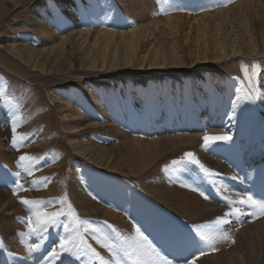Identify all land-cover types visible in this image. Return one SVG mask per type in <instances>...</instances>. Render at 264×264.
<instances>
[{"label": "bare ground", "instance_id": "obj_1", "mask_svg": "<svg viewBox=\"0 0 264 264\" xmlns=\"http://www.w3.org/2000/svg\"><path fill=\"white\" fill-rule=\"evenodd\" d=\"M25 1L15 0L14 3L19 5ZM81 1L80 8L77 6L80 13H78L76 7H73V3L77 2V0H61L57 3L49 0L46 6H35L34 13L30 14V17L27 15L33 22V33L28 35L22 33L23 31L20 30L19 38L14 35L11 44L7 45L8 51H6L7 47L3 48L0 46V66L25 78H28L29 75H40L36 68H39L40 71L60 73V68L57 65V63H60L58 61L60 60L59 58L64 55L65 59L69 60L65 69H72L76 63L69 58L76 51L81 56L79 62L81 67L91 70H112L116 69V66L126 65L131 67V69H128L129 71L142 70L143 67H160L158 70L171 72H176L177 70L178 72L179 69L188 68L189 66L207 64L219 66L225 63V61L231 62L232 66H227L228 69L235 70L242 83L237 77H232L230 80L212 79V81L199 79L201 81L198 83V86L201 87V92L199 96H190L191 98L185 97L180 91L181 88H175L176 90L173 91L172 95H169L167 102L168 105L175 104L172 105L173 110L171 112L165 107L164 95L161 97L162 92L164 94L168 89L160 82L151 86L147 92L139 88L135 89L136 91L133 90L135 94L128 95V92L124 91L126 88L123 84L124 87L122 88L121 82L111 81L112 87H115L114 90H116L113 95V101H111V98L105 96L104 92L101 93L98 91L99 89L96 90L91 84L92 81L90 80L94 75L71 76L67 74L69 71L61 72L66 74L61 75L65 79L62 82L71 83L74 82L72 80H77L78 78L85 80L89 90L88 94L91 99L93 97L95 104H97L99 114H105L101 117L102 122L93 121L98 115L92 114V106L85 103L78 92H74L73 96L71 95L70 98L68 97L65 100L62 91L55 90L56 95L54 97L59 101L58 109L66 120L64 128L69 130L67 131L70 136L69 145L77 153H81L82 155L80 156L95 166L98 171L103 170L116 176H122L124 179H129L132 175H140L143 178L146 173H150L149 171L152 168L162 164L163 160H167L169 157L182 156L184 163H181V168L179 166L175 167L176 164H173V166L169 165L172 170L171 174L168 172L163 174L161 168H157V173L150 174L151 176L147 174L151 182L149 184L144 183L143 188L141 187L142 191L149 192L158 199L161 198L163 200V198H166L167 204L163 205L170 208L173 207L172 210L169 209L171 212L179 213L180 215L183 213L184 217L186 216L193 221L206 222L207 220H212L215 222L219 218L218 216L222 214L221 216L229 225L233 222H238V224L244 223L245 221L238 217H244L246 214L237 216L231 214L232 210L240 209L238 205L240 200L251 196L247 187L249 180L256 178L254 179L256 181L259 175L264 173V82L260 83L258 78H255L253 67V58L264 57L263 21H261L263 23L261 24V28L263 29L260 28L262 30L260 31V33L262 32L261 36L259 35L260 38L256 35L259 39L258 41L255 36L256 33L252 31L255 28H250V26L252 27L251 21L247 20L246 23H243L245 28L243 27L242 33L235 30L234 32H230L223 25V20L229 17L225 13V9H229V7H217V11L215 7L225 4V0H216L211 4V0H208L207 6L202 7L199 10L200 13H197L199 15L192 14L196 10L192 12L191 9L189 15L184 11L176 9L172 1L170 2L171 5L164 11L165 13H161L162 8L150 3L148 0H133L134 8L130 11L125 6L127 0ZM254 1L257 2V0H247V4L251 5ZM258 1L261 2L262 0ZM1 2L9 4L8 0H1ZM67 7H69L70 11L64 10ZM256 7L257 5L254 6V8ZM6 12L3 8L0 9V14L5 15ZM254 12L253 14H255ZM234 13L235 16H238L239 10H235ZM89 14L91 17H89ZM243 14L241 15L243 16ZM68 17L72 18L67 21ZM138 17L142 21L147 20V23L137 26V22L134 19ZM244 18L247 19V17ZM256 19L259 21L258 18ZM76 20L81 24V28L78 24V29L74 28L71 33L64 34L65 28L68 29V26H71ZM239 21L241 23V20ZM213 22L216 23L215 27L214 25L210 26ZM229 22L230 20L226 24L231 25ZM85 23L89 27L84 26L86 25ZM124 24L127 26H125L126 29L123 27ZM243 24H240V26H243ZM128 27L130 28L127 29ZM238 29L241 30L242 28L238 27ZM195 32L196 34H194ZM37 38V42L33 40ZM18 41H21L26 46L32 44L31 47H34L39 43L43 47L39 52L33 50L27 52L17 48ZM189 50V57L192 58V61L187 62L184 55ZM45 53H47L46 57L51 59L48 65L46 61L38 63L35 61L36 59H33L34 55L38 58V56H42ZM51 54L52 57L50 58ZM240 55L249 58L248 71L245 74H243L244 71L238 62L237 56ZM64 64H62L63 67ZM107 74L109 73H100L98 77L102 76V78H105L104 75ZM147 81L150 82L148 79ZM5 82L0 77V162L3 161L11 169H9L10 172H6V168L2 167L3 164L1 163L2 166L0 165V178H2L3 184L6 185L4 187L0 183V242H3V244H0V264H95V262L100 264L99 260L92 258L91 253L86 247L87 245L96 249L105 259L110 260L111 254L100 243H97L96 237H99L101 240L111 241L118 248L132 243L136 235V229H139L141 232L142 229L148 226L143 224L140 221L141 218H139L141 216L140 212L142 210L140 209L142 204L146 205L141 203L142 195L139 194L138 198H136L135 194L131 195V193L127 192L123 195V201L125 202L116 207L114 203L118 202V200H115L107 189L110 186V182L102 180L99 175L92 174L83 169V173L81 171L76 172V175L80 177L82 174L85 182L89 183L90 190L88 189L87 191L90 193L88 194L85 191V184L82 182L81 177L76 178L75 188L70 192L73 197L72 214L68 216V220L64 219V223L68 227L65 228L59 222L60 225L50 226L46 230L41 231L38 229L32 231L35 228V223L30 224L29 217L32 216L35 206L23 204L21 202L22 198L33 200L32 198L38 197L34 196L33 183L31 189L29 184L36 180L35 177L41 175V171L57 172L58 177L51 180L45 192L52 196L56 195L63 188L60 182L63 162L62 159H58L59 156L56 159H52L51 163H47L46 161L38 162L34 157H29L30 159H26L25 161L20 160V157L27 150L26 148H21V142L27 138L23 134V129H20L22 128L20 117L16 113H13L14 110L17 111L16 101L14 98L5 96L7 91ZM156 92L157 96L155 99L151 93L155 94ZM101 100H110V102L105 105ZM105 106L111 107L112 111L106 112L104 110ZM112 113L117 116V119L114 117L111 119L112 122H107V118H110L109 116H112ZM158 116L162 117L163 121L157 120ZM126 120L127 122H125ZM83 122H87L85 126H83ZM92 125L94 127L91 132L85 133L87 127ZM161 128L172 129L175 134L167 137H145V135L157 134L156 132ZM201 128H203V132L200 131ZM46 129L47 127L45 126L42 130L41 140H36V142L42 144L38 149H44L50 143L48 140L44 141L43 133ZM111 130L124 132L123 136L125 137L129 135V140L118 146L119 149L120 147H125L124 149L127 150V153L129 150L130 157L133 156V151H138L137 153L141 155V157L139 156L141 160L138 164L134 163L137 159L135 160L134 158L135 161L131 162L127 158L129 156H127L125 158L128 160H123L124 157L121 159L119 153L116 151L98 147L100 141H97V144L93 141V138L101 139L99 137L102 136L100 131L110 132ZM205 133L209 135L227 134L231 136V139L217 140L210 147L205 148L202 147L204 143L202 137ZM82 138L87 143H84ZM235 139H240V144H238L240 148L245 149L246 159H248L245 167H239V155L234 152L230 154L231 163L238 165L239 170L237 169V171H241L242 177L245 179V182L241 183V185H237L238 183L236 184V182H234L235 184L230 182L237 191L231 190L230 185V187L225 185L226 181L224 182L223 179H217V177H221L224 174H228V176L234 175V172L221 161L222 159L218 158V153L220 154L221 145ZM5 140L9 142L10 145L7 142V146H10V149L4 148ZM131 142L136 144L137 148L134 147L131 150L133 145ZM201 151L203 152L202 159L200 158ZM188 152L194 153L193 159L198 162H189L188 158L185 157V153ZM120 156L122 157L123 154ZM31 159L32 161H29ZM126 161H129L130 164ZM248 163L251 165V170ZM187 164L191 167L186 166ZM46 165L47 167L41 170ZM202 165H205L207 168L205 170L210 173V182L212 184L219 183L218 188L221 195H225L224 192L227 190L230 191L227 193L229 195H227V199L233 202L232 206L228 208L225 206L214 208L213 205L215 203L206 196L201 195V192L196 187L197 183L194 181L198 176L194 175V173H198L199 171L197 172L195 168H203ZM81 166L83 165L81 164ZM183 171L192 173L184 176ZM23 177L26 178L25 181L21 180ZM19 178L21 179L19 180ZM16 180L20 181V183L18 182L20 186L22 184L28 185V187L26 186L28 190L22 191L21 189L18 190L20 187H16L17 189L10 187L11 183H16ZM8 189L15 190L14 192L12 190L10 193ZM97 190L100 192L99 195L95 194ZM102 194H104L106 201L102 199ZM171 201L174 204L170 203ZM61 202L55 200L53 204L47 205L40 203V207L44 211L60 212L62 208H60ZM107 202L108 205H106ZM247 206L250 207L249 205ZM252 212L250 208V214ZM73 215L79 217V225L73 222ZM263 217L259 219L258 224H264ZM137 218L140 220H136ZM180 222H177V225L183 226L182 221ZM148 223L150 226V222ZM214 224L217 225L216 223ZM220 230L222 229L218 227L212 228V231L215 232V234L213 232V235L220 233ZM116 234L117 237H115ZM227 234L231 238L233 233L229 231ZM62 240L71 241L68 245L69 247H72L73 244L77 247L73 248L72 252H62L60 251ZM225 241L229 240L217 239L218 248L215 249L218 251L215 254L211 253L212 255L210 254L207 257H200V259H203L204 263H210L209 260L211 259L214 262H217L219 259L225 260V262L226 260H233L229 255L227 256V251L224 249V244L227 245ZM164 244L163 246L165 247ZM176 245L178 244L176 243ZM179 246L181 248V245ZM169 250H173L172 252L169 251L172 255L178 253L175 242L171 244V249ZM224 257L227 258L223 259ZM238 257L236 256V259L233 261H237ZM196 262L195 260L194 264ZM214 262H211V264H216Z\"/></svg>", "mask_w": 264, "mask_h": 264}, {"label": "rangeland", "instance_id": "obj_2", "mask_svg": "<svg viewBox=\"0 0 264 264\" xmlns=\"http://www.w3.org/2000/svg\"><path fill=\"white\" fill-rule=\"evenodd\" d=\"M8 1H9V4H5V3H2L0 0V9L3 8L4 11H7L5 13V15L0 14V46H2L3 48H5V47H7V45L11 44V41H12L14 35H16L17 38H19L18 35L20 34V30L23 31V32L21 31L22 33H24V34L26 33L28 35L33 33L32 27L34 25H33V22L30 20L29 17L34 13L35 6H38V7L44 6V5L46 6L47 1H49V0H26L25 2H23L19 5L14 3L15 0H8ZM51 1H53L54 3L55 2L57 3V2H60L61 0H51ZM63 1H66V0H63ZM148 1L152 4H156L157 6L161 7L162 8L161 13H165L164 11L171 5L170 2L172 1V2H174V4H175L174 7L176 9H179L180 11H184L185 13L190 15L191 9H192V12L196 10L192 14L200 13L199 10L202 9V7L207 6L206 4H207L208 0H148ZM203 1H205V2L203 3ZM214 1H216V0H213V1L211 0L210 4ZM221 1H223V0H221ZM81 2H82L81 0H77V2L73 3V7L77 8V6H78L80 8ZM257 2L254 1L253 2L254 4L252 3L251 5H249V4H247V0H230V2H229V0H225V4L217 5L215 7V10L216 11L218 10L217 7L218 8H226V6L229 7V9H225V11H226L225 13L229 17L225 18L223 20L224 22L222 21L224 24L223 23L222 24L226 28H228V30L230 32H232V31L234 32V30H235L237 32L241 31L240 33H242L243 27L245 28L243 23H246L248 20L249 22L251 21V24H252V27L250 26V28H252V29L255 28V30H256V31L254 29L252 30L254 33H256L255 36L258 35V37H259V35L261 36V33H262V32L260 33V31H262V30H260V28L262 27L261 24L264 23V15H263L264 14V0H262L261 2L257 0ZM256 5H257V7L254 8V6H256ZM125 6L129 11L131 9H133L134 8L133 0H127ZM64 10L70 11L69 7L65 8ZM76 10H78V13H80L78 8ZM235 10H239V15L238 16L236 15L237 18L234 15ZM254 10H257V11L254 12ZM205 11H207V9H205ZM250 11H253L255 14H253V12H250ZM240 13L241 14L244 13L243 16ZM245 13H246V15H245ZM250 14H251V16H249ZM252 14H253V16H252ZM197 15H199V14H197ZM79 17H81V16H79ZM89 17H91L90 14H89ZM244 17H247V19ZM70 18H72V17H68L67 21H69ZM256 18H258L259 21ZM260 18H262L263 20ZM108 19H110V18H108ZM226 19L228 21L230 20L229 23L232 26L227 25L228 21L226 22ZM231 19H233V20H231ZM234 19H237V20H234ZM238 19L241 20V23ZM242 20H243V22H242ZM134 21L137 22L136 23L137 26H140L142 24L147 23V20L142 21V19L139 17L135 18ZM261 21H263V23H261ZM213 23H211L212 25H210V24L209 25L210 26L214 25V27H215L216 23H214V24ZM78 24L79 23L76 20L75 23H73L71 26H68V29L65 28L64 34L71 33L74 30V28L78 29L79 28ZM85 24L86 25H84V26H87V23H85ZM234 24H235V26H234ZM240 24H243V26H240ZM79 25L81 28V24H79ZM187 25H189V24H187ZM236 25H237V27H236ZM125 26H126V24H124V26H123L126 29L127 26L126 27ZM87 27H89V25ZM187 27H189V26H187ZM238 27L239 28L241 27L242 29L240 30V29H238ZM129 28L130 27H128L127 29H129ZM258 28H259V30H258ZM212 29H214V28H212ZM261 29H263V28H261ZM194 34H196V32ZM258 37L256 36L257 39H258ZM33 40L37 42L38 38L33 39ZM258 41H259V39H258ZM31 46H32V44L29 46H26V45H23L21 43V41L17 42V48L19 50L22 49V50L27 51V52H30L31 50H33L35 52H39V50L43 47L39 43L36 44V46H34V47H31ZM67 46H68V48H70L69 45H67ZM6 51H8V47L6 48ZM77 52L78 51H76L75 53H72V55H71L72 57L69 58V59L75 61V63H76V65L74 64L75 67L72 69H70V68L65 69L66 64L69 60H67V58L65 59L64 55H62L59 58L60 60H58V61L60 63H57L58 61L56 63L58 65V67L60 68V73L40 71L39 68H36L37 72H39L40 75L34 74V75H29L28 78H25V77H22L21 75L10 72V71H8V70H6L0 66V77L6 81L5 85H6L7 91H6L5 96L7 95L10 98H14V100L16 101L17 111L14 110L13 113H16V115L20 117V120H21L20 124L22 127L20 129H23V132H24L23 134L26 135V138H27L21 142V148L27 149L26 152L23 154V156L30 157V158L34 157L38 160V162L46 161L47 163H51L52 159H56V157L59 156L58 159L59 160L62 159V162H63L62 172L60 173V176H61L60 182H61V186L63 188L61 187L62 189L59 192H57L56 195L52 196L51 194H48V193L46 194L45 192L48 188L49 183L51 182V180L56 179L58 176H57V172H55V171H41L40 172L41 175H39L38 177H35V179H36L35 181H37V182L34 181V182H31L29 184V187L31 189L32 183H33V188H34V193H35V195L34 194L33 195L38 196V197L31 196V197L35 198V199L34 198H32V199L39 201V202L41 201L40 203L45 204V205L53 204L55 202V200L56 201L58 200L60 202L62 201L60 203V208L62 207L60 212L62 213V215L59 217V222L62 226L65 225L64 219H67L68 216L72 214V212L69 209V204L71 205V210H72V204H73L72 199H73V197L71 196L70 192H72V190L75 188V179L81 177L82 182L85 184V186H84L85 187L84 189H86L85 191H87L89 189V183L85 182V178L83 179L82 174L80 175V177H77V175H76V172L77 173L80 171L82 172V170L84 169L85 171H88L92 174L99 175V177L102 180H108L110 182V186L107 189H108V192L111 194V196H113L115 200H118V202L114 203L116 207L119 206V204H123L125 202V201H123L124 200L123 195H125L127 192L131 193V195L135 194L134 196L135 197L137 196L136 198H138L139 194L142 195L141 203H144L146 205L142 204V206H141L140 210H142V211L140 212L141 216H139V218H141V220L139 218H137L136 220H138V221L140 220L143 222V224H146V226L147 225L148 226H147V228L142 229L141 232L144 234V236H146L148 238L149 241H151V243L153 245H155L157 248H159L161 250V252L165 256H167V258L169 260H171L173 262V264H194L195 260L197 261L195 264H205V263L211 264V262H214L211 259V260H209L210 263L209 262L204 263L203 259H200V257H204V256L207 257L211 253L215 254V252H217L218 250L216 249L215 251H213L211 249V247H208L207 242L201 240L197 233L199 231H203L206 233L213 234L214 231H212V228H215V227L222 229V230H220L221 232L229 233V231H231L233 233L231 236L232 239L229 238V239H227L229 241H225V243H227V245L224 244V249L227 251V256L229 255L231 259L234 260V259H236V256H239V257H238L237 261L226 260V262H225V260L223 261V260L219 259L217 262H214V263L219 264V263H221V261H223L221 264H236V263L237 264H264V224H258L259 219L260 218L262 219L263 215H259L257 213L258 217H254L253 215L250 214V208L252 209L253 212L255 210L250 205H249L250 207H248L247 204L239 203L238 205H239V208L241 209V212L246 214V216H244V217H241V216L238 217L239 219H243V221H245L242 224H238V222H233L232 224L229 225L228 222L225 221L224 218L221 216L222 214L219 215L218 217L222 218L225 222L222 224H219V225L218 224L215 225L214 221H212V220H207L206 222H204V221H193V220L188 219L186 216L184 217L183 213H181V215H180L179 213L171 212L170 210H172L173 207L170 208V207H166L165 205H163V204H167L166 198H163V200L161 198L158 199V198L154 197L153 195H151V193L146 192V191H142L141 187L143 188L144 183L149 184L151 182L149 180V175L153 174V173H157L156 172L157 168H161L163 170V171H161L163 174L165 172H168L169 174H171L172 170L169 167V165L173 166V164H176L175 167L179 166L181 168V166H182L181 163H184L182 156H176L175 158L169 157V159L163 160L162 164L158 165L157 167L152 168L149 171L150 173H146L143 176V178L140 175H136V176L132 175L129 177V179H124L122 176H116L115 174H110L109 172H105L103 170L98 171V169L95 166H93L88 161L84 160L82 156H80V155H82L81 153H77L69 145L68 141H69L70 136L68 135V132H67L69 130H66L64 128V126L66 125V120L62 116V112L58 109L59 108L58 107L59 101L57 99H55V97H54V95H56L55 90L62 91L63 97L65 98V100H67L68 97L70 98L71 95L73 96L74 92H78L80 97L82 98V100H84L85 103H88L90 106H92V108H91V110H93L92 114H94L95 116L98 115L97 118L93 121L94 122H102L101 117L104 116L105 114L104 115L99 114L97 104H95L93 97L91 99V97L88 94L89 90H88V86H87V83L85 82V80H83L82 78H80V79L78 78L77 80H72L74 82H71V83L62 82V81H65V79H63V77L61 75H66V74L61 73V72L69 71V72H67V74H69L71 76H73V75H94V77L90 80V81H92L91 84L95 87L96 90L99 89L98 91H100L101 93L104 92L105 96H108L109 98H111V101H113V95L115 94L114 92H116V90H114L115 87H112L113 84L111 83V81L121 82L122 88L125 86L126 89L124 91L128 92V95L135 94V91H136L135 89H139V88L147 92V91H149V88L151 86L160 82V83H163L162 85L165 88L167 87V89H168L164 94L162 92L161 97H163V95H164L165 107L168 108L169 112H171L173 110L172 105H175V104L172 103L171 105H168L167 102L169 100V98H168L169 95H172L173 91L176 90L175 88H181L180 91L182 92V94L185 95V97H190V96L192 97V96H197V95L199 96V93L201 92V87L198 86V83L201 81L199 79H203L204 81H208V80L212 81V79L230 80L232 77H237L238 79H240V77L237 75L235 70H232V69L229 70L228 69L227 66H232L231 62L225 61V63H222L219 66H210L209 64L189 66L188 68L179 69L178 72H177V70H176V72H171V71H167V70H165V71L158 70V69H160V67H143L142 70L129 71L128 69H131V67H128L126 65L116 66V69H112V70H107V69L106 70H101V69L91 70L88 68L86 69V68L81 67V65L79 63L81 60V56ZM68 53H70V51H68ZM46 54L47 53L43 54L42 56H38V58H36L34 55L35 58L33 57V59L34 60L36 59L35 61L38 63H43L46 61V64L48 65L51 59H49V57H46ZM52 54H51L50 58L52 57ZM189 54H190V50L186 51V54L184 55L186 57V59H185V57H184V59L187 62L192 61V58L189 57ZM12 55H14V54H12ZM237 57H238V62L244 71L243 74H245L246 71H248L247 67H248V63H249V58L244 57L242 55L237 56ZM61 62H64V63L66 62V63L64 64ZM235 63H236V61H235ZM253 63L255 64V65L253 64V67L255 70V75H254L255 78L256 79L258 78L260 83L264 82L263 81L264 80V57L263 58L262 57L261 58L260 57L253 58ZM62 64H64V67ZM207 66L212 67V68H208ZM117 67H119V68H117ZM205 67H207V68H205ZM127 71H129V72H127ZM105 72L109 73L107 75H104L105 78H102V76L98 77V75L100 73H105ZM112 72H115V73H112ZM95 76H97V77H95ZM257 76H259V77H257ZM147 79L150 80V82H148ZM240 81H241V79H240ZM147 82H148V84H147ZM213 83H214V81H213ZM241 83H242V81H241ZM133 90H135V91H133ZM168 91L170 92V94ZM94 93H95V91H94ZM151 94L156 99L157 92L155 94L154 93H151ZM80 97H79V100H80ZM188 100H186V101H188ZM105 101L106 100H101V102H104L105 105L110 102V100H107L106 102ZM104 110H106V112H110V111H112V108L105 106ZM113 111H114V109H113ZM112 114H113L112 116H109L110 118H107V122H112L111 119L114 117H116V119H117V116L114 113H112ZM157 120H159L160 122L163 121L162 117H159V116L157 117ZM125 122H127V120ZM33 123H34V125H32ZM86 123L87 122H83V126H85ZM45 126L47 127V129L43 133L44 141L48 140V141H50V143L44 149H38V147H40L42 144H39V142H36V140L37 139L41 140L42 130L44 129ZM93 127H94V125L87 127V131L85 133L91 132ZM93 131H97V130H93ZM200 131L203 132L204 131L203 128H201ZM98 132H99V130H98ZM156 133L157 134H155V135H145V137H148V136L167 137L169 135L175 134L174 130H172V129L169 130V128L168 129L161 128ZM100 134H102V136H99V137H101V139L93 138V141L96 142V144L98 143L97 141H100L98 143L99 144L98 147H101L104 149H111L112 151H116L117 153H119V157L121 159H123V157H124L123 160L129 159L131 162H134L137 159L136 162H134V163L138 164L140 162L141 159H139V158L141 157V155H139V153H137L138 152L137 150H136L137 152L133 151V156H136L137 157L136 158L133 156L130 157L129 150L127 153L126 152L127 150L124 149L125 147H120V149H119L118 145L126 143L129 140V138H128L129 135H127V137H125V136H123L124 132L121 133L119 130H117V131L111 130L110 132L100 131ZM82 141L84 143H87V141H85L84 138H82ZM7 142H8L7 140L4 141V143H5L4 148L10 149V146L9 147L7 146ZM239 142H240V139H235L234 141L231 140V142L227 141L226 143L221 145L222 148L220 147V154L218 153V158L222 159L221 161H223L224 164L227 165L234 172V175L228 176V174H224L221 177H217V179H221V180L223 179L224 182L226 181L224 184L227 185L228 187L231 186L230 187L231 190L234 189L235 191H237V189L232 186V184L234 182H236V184L238 183L237 185H241V183L243 184L245 182V179L242 177L241 171L238 172L237 169L239 167H242V166L245 167L247 163H244V162H245V160H248V159H246L247 156H246L245 149L240 148ZM131 143L133 144V142H131ZM8 144H9V142H8ZM133 145H132L131 150H133L134 147L137 148L136 144H133ZM235 145H237V146H235ZM27 146H29V147H27ZM228 148H229V150H228ZM225 149H227V150H225ZM120 151H121V154H120ZM224 151H226L229 154V157H228V154ZM237 151H241V152H237ZM231 152H232V154L234 152L235 154L239 155V167H238V165L231 163V160H232V159H230ZM242 152H243V155H242ZM201 153L202 154H200V158L202 159L203 152L201 151ZM122 154H123V156L121 157L120 155H122ZM127 156H129V157H127ZM125 157H127L128 159ZM134 158H135V160H134ZM29 161H32V159ZM46 162H45V164H46ZM126 162H129V161H126ZM1 163L3 164V166ZM81 164L83 166H81ZM128 164H130V162ZM0 165L2 167L6 168V172H10L9 169H11V168L7 164H4L3 161L0 162ZM186 166H190V165L187 164ZM196 166H198V165L196 164ZM46 167H47V165L44 168H41V170L45 169ZM199 168L200 167H196L195 169L197 170V172L198 171L199 172L194 173V175L196 174V176L199 177V178L198 177L196 178L197 180L194 179V181L197 183L196 184L194 182L196 184V187L198 188V190L201 193H203V195L206 196L209 200H211L212 202L215 203V205H213L214 208L219 207V206L220 207L225 206L226 208H228L229 206H232L233 203H230L229 200L227 199L228 198L227 193L230 191L227 190L224 192L225 195H221L219 192V188H218L219 183L216 182L215 184L214 183L212 184L210 182V180H211V178L209 176L210 173H208V171H206L207 168L205 167V165L203 166V168H200V169ZM233 169H235V170H233ZM191 173L192 172L186 173L185 171H183L184 176H186L187 174H191ZM235 173H236V175H235ZM147 174H149V175H147ZM235 176H236V178H235ZM158 177H159V175H158ZM1 179L2 178H0V180ZM20 179L21 178H19V180ZM25 179L26 178L23 177L21 180L25 181ZM18 182L20 183V181L16 180V183L14 182L15 185H14V183H11L10 187L16 188L19 185ZM0 183L4 187L6 186L3 184V180H1ZM45 184H46V186H45ZM162 184H163V182H162ZM21 186L22 187H20L18 190H20V189L22 191L28 190V188H27L28 185L22 184ZM12 190L13 189H8V191L10 193L12 192ZM14 190H13V192H14ZM246 191H247V187H246ZM87 193L89 194L90 192L87 191ZM96 193L98 195L100 194V192L98 190H97V192H95V194ZM12 194H14V193H12ZM102 199L104 201H106L104 194H102ZM170 203H172V201ZM153 204H154V206H153ZM172 204H174V203H172ZM106 205H108V202ZM143 210H144V212H143ZM119 211H121V209H119ZM251 217H253V218L251 219ZM219 218H217V219H219ZM231 218H233V217H231ZM84 219H85V217H84ZM180 221H182L183 226L182 225L178 226L180 224L177 225V222H180ZM209 221H211V222H209ZM59 222L57 223L58 225H60ZM148 222H150V226H149ZM172 222H174L176 224H174ZM171 223H172V225H171ZM173 224L175 227L173 226ZM162 225H164V227H162ZM158 226H161V227H158ZM172 232H173V234H172ZM182 232H183V234H182ZM214 234H215V232H214ZM166 235H168L170 237H168ZM184 236H186V237H184ZM115 237H117V234L115 235ZM229 237H230V235H229ZM182 238H184V239H182ZM179 239H181V240H179ZM179 241H181V242H179ZM174 242H175L176 250L177 249L179 250V251L177 250L178 255L176 253H174L175 255H172L171 253H169V251H171V252L173 251V250H169V249H171V244ZM229 242H231V243H229ZM168 243L169 244L171 243V244L169 245ZM176 243L178 245H176ZM180 243H182V244H180ZM0 244H3V242H0ZM163 244L165 245V247L163 246ZM179 245H181V248H179L180 247ZM217 246L218 245L215 242L213 247L218 248ZM167 248H169V249H167ZM201 252H204L205 254L201 255ZM176 255H177V257H176ZM173 256H175L176 258ZM226 258L227 257H224L223 259H226ZM95 264H98V262H95ZM124 264H132V261L125 260Z\"/></svg>", "mask_w": 264, "mask_h": 264}, {"label": "snow or ice", "instance_id": "obj_3", "mask_svg": "<svg viewBox=\"0 0 264 264\" xmlns=\"http://www.w3.org/2000/svg\"><path fill=\"white\" fill-rule=\"evenodd\" d=\"M230 2V0H229ZM243 70V69H242ZM204 143L202 147L208 148L210 145L217 140H230L231 136L227 134L222 135H209L205 133L202 137ZM194 153L188 152L185 153V157L188 158L189 162H198L195 161ZM26 159H30L26 156H21L20 160L25 161ZM175 163V162H174ZM31 175V173H29ZM46 186V184H45ZM17 187H22L18 185ZM203 195V193H201ZM25 205H33L35 206V210L32 212V216L29 217V223H35V228L32 231L36 230H46L50 226H55L59 222V217L62 215L61 212L58 211H44L40 207V202L36 200H28L26 198H22L21 201ZM233 203L232 201H229ZM240 203L250 205L254 210L251 215L254 217L257 215H264V200H256L252 196H248L247 198H242ZM69 209L71 211V205L69 204ZM232 214L234 215H244L245 213L241 212L240 209H233ZM227 215V214H226ZM73 222L79 225V217L73 215ZM225 221L222 218L217 219L214 223L222 224ZM65 228L68 227L67 224L64 225ZM201 240L206 241L208 246L211 247L213 251H215V247L213 245L217 241V239H229V235L224 232H220L216 235L206 233L203 231H199L197 233ZM97 243H100L102 247L107 249V251L111 254V259H105V257L101 256L96 249L92 248L90 245H87L88 251L91 253L92 258L100 261V264H124L125 260L132 261V264H173L171 260L165 256L159 248L151 243L146 236L139 229H136V235L132 243L127 244L126 246H120L118 248L117 245L108 240H101L99 237H96ZM83 243V241H81ZM69 243L71 241L62 240L60 244V251L62 252H72L73 248L77 247L75 244L72 247H69ZM205 254L201 252V255Z\"/></svg>", "mask_w": 264, "mask_h": 264}]
</instances>
